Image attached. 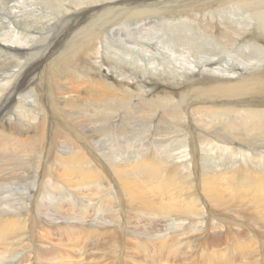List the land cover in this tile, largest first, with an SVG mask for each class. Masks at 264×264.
<instances>
[{
    "label": "rangeland",
    "instance_id": "obj_1",
    "mask_svg": "<svg viewBox=\"0 0 264 264\" xmlns=\"http://www.w3.org/2000/svg\"><path fill=\"white\" fill-rule=\"evenodd\" d=\"M52 1H53V3H55L57 5V7H60V5H61V7L63 6L66 8V9L64 8L65 10L62 9L60 14L66 13L67 9H74V8L78 7L71 0H62L63 2H61L60 0H52ZM256 1H257V3H256ZM251 2L254 5L248 4ZM242 3H244V5ZM241 4H242V7H240L239 10L242 14H239L238 17H240L241 15L249 16V15H247L248 14L247 12H249L250 10H255L261 16L264 17V12H263L264 0H245V1H241ZM31 6H32V9L38 7L40 9V12H36L34 15H29L28 19H31L33 21H41V22L45 23V26L47 29L46 31H48V30L50 31L54 27V24L57 21H59L58 20L59 16H60L59 11H56V10H58V8H55L54 6L48 7L47 5H44L42 3L40 4V2L38 0H34L33 4ZM46 8H47V10H46ZM249 8H251V9H249ZM36 15H38V18L36 17ZM243 16L240 19H242ZM48 17L52 18V19L48 20ZM238 17H236V19H239ZM150 21L161 22V20H159L158 18L154 19V17L149 18L148 20H142L140 22V26H145L147 29H152L153 31H151L149 33L147 30H145L147 35H144V36H138V32H137V34H135L136 38L134 41L130 37V35H132V33H134V31L131 29V27H123V29H119L120 33L122 34V39L125 41V42L123 41L122 43H119V44H122V50H121L123 52L121 54L122 57H121V55H119V57L115 56L114 55V49L111 46L108 47L106 45L107 47H105V45L101 44L99 49L97 50V53L92 52L93 53L92 56H94L96 58V59H94V61H92V62L81 61V63H80L79 61L75 62L73 60V56L70 57L68 54L65 55L63 53L65 51H67V49H68V47L66 46L67 45L66 42H68V41H65L60 36L57 37L56 39H52L51 40L52 42L51 41H46V42H41V43L37 42L36 45L34 43L33 47L30 49L31 51L29 50L28 52L30 53L29 57L31 58L32 62H34V64H36V66L38 68L36 70H34L35 74L34 73L32 75L31 74H22L21 84H20L19 88H17V89H20V91L17 94H18V97H20L21 99L19 100V99H17L18 98L17 97L16 100H14L15 102L14 101L11 102V95L17 89L13 90L12 87L11 88H9V87L8 88L7 87L2 88L1 84L4 83L6 80L10 81L11 85L13 83H16L17 81H19L20 74H14V71L16 69V67H15L16 62H18V61L21 62L22 60H18L14 57L6 56V55H9V53H7L6 50H3L0 48V52L3 51L2 53H0V75H1L0 79L2 78V76L8 77V78H5V80L0 84V86H1L0 87V98H1L0 99V115L8 114V117H5V118L9 119L10 122L16 123L15 125H18V127L22 133H24V132L26 133V132H29L30 130H33L34 126H36V123H40L39 122L40 119L37 117V114L35 115V113H34L35 112L34 108L31 107L32 103L30 102V100L27 99L28 97L32 99L33 96L34 97L36 96L40 99V96L45 94L44 90L45 91L49 90V93L51 94V96L54 99L59 98L60 96H68L71 94H75V95H73V99L69 100V102L67 104L66 103H59V104L56 103L57 104V108H55L57 110L56 117L52 118L51 120H48L49 116H48V114L46 115V119L48 121L43 125V130H42L43 131V134H42L43 137L41 136L40 138L36 139L35 136H32V132L27 133L28 135H22L21 134V136L17 138V140L20 142V145H18L17 147L21 148L18 151H15L14 149L9 148L12 146L9 143V139L7 137H5L4 135H1V134L6 135L7 133H4V132L2 133V130H0V138L2 139V145L0 144V146H1L0 147V218H1L0 220H5V219L10 218V217L11 218L16 217L14 219L18 220V222H20L21 225L24 226V230L19 233L18 238L16 237L17 240H16V238H15V240L12 239L13 241H16V242H13L10 240L8 241L9 243L11 242L9 246L13 250L9 249V246H8L9 250L7 249L9 253L8 252L5 253L4 250L3 251L0 250V264H4V263L5 264H26V263L27 264H42V263L48 264L50 262H51L50 264H52V263L53 264H61V263L62 264H68V263L69 264H116V263L117 264H146L147 262H148L147 264H151V262H153L155 264H186V263L187 264H190V263L191 264H209V263H207V257L209 256V254L206 255V253H211L213 251H216V249L218 252L219 249H222V251H223V249L225 250L228 248L226 250V251H228L231 248H236L237 247L236 244H239V243L243 244L244 239H246L244 242H248L250 251L248 252L247 255L242 257L241 263H240V260L238 259L239 262H237V264L238 263L243 264L244 262H247L249 264H264V237H263L264 236V232H263L264 231V217H263L264 214H262V213H264V210L259 209V208H258V210L257 209L255 210V207L251 206L250 203H248V201H245L244 203H241V204L240 203H236L233 205L231 204V206H230V203H228V204L216 203L212 199L208 200L207 199L208 197L206 196V194L203 192V189L201 188V186H202L201 183H202L203 179H206V178L212 179L216 175L217 176L220 174L221 175H224V174L241 175L246 171L248 173H255V172L264 171V125H263L264 124V117L261 116L260 114L253 116V118H252V115L250 116L251 118L249 117V115L246 117L245 116L243 117V115H241V111H240V109L243 106H241V105L239 106V104H238V102L240 103V101L243 102L244 100L247 101L250 98H253L258 103L259 102L261 104L264 103V79H263L264 74H262L264 72V61H263L264 60V52L262 51V50H264L263 49L264 43L262 41H260L259 39H254V37H250L248 40L243 39L242 35H239V34L244 33L245 32L244 29H240L241 31L239 29L235 30V32L232 35L229 34L228 31L225 32L224 36L218 40V44H217L218 46L215 44L213 46L210 42H207V43H205V45H203V47L205 49L203 47L202 48L197 47L195 49L194 48L191 49L190 47L185 46L187 43L185 38H184L185 42L183 40H180L179 37L175 38L176 40L173 41L175 43V45H174L175 47H181L184 45L185 48L181 47L183 50L189 51V53L194 54V55L192 54L194 57V65H193L194 67L203 68V66L206 65L207 68L208 67L214 68L218 65V66H220V67L217 66V68L219 69V72L223 73V74L222 75L216 74V75H219L222 77H226V76H229L232 74L242 75L241 77L245 78L246 82L250 86H247L245 89L240 91L241 93L237 92V93H235L231 96H227V97H224V96L223 97L222 96L217 97L216 94H214V93L208 94L210 92H206L207 94L205 92L202 93V92H199L198 88H194L195 89L194 91L193 90H191V91L187 90L188 94L186 93V95L182 98L180 97L179 94L174 95V97H173L174 100L170 101L169 98H167V99L164 98L165 96H163L162 94H158V96H157L158 98H157L156 96H152L148 92H146L149 90L148 86L151 85L150 82H152L154 79V76L157 75V74H154L153 66L150 63L152 60L157 61L159 63L161 62V59H158V58H161L160 50H162V48H160L158 40L162 38V36H161L162 32H165L164 29H166V27L164 28V26H162L163 28L161 26H158V28H156V29L149 28L148 23H150ZM49 23H50V25H49ZM262 23L264 24V21ZM143 24H146V25H143ZM0 25L2 27V28H0V30L5 31V29H6L5 25L2 24V22H0ZM20 25H22V23H20ZM35 26H39V28L30 29V28H26V26L22 25V28L20 26V29L24 35L27 34L28 32L31 33V30L33 31V33H36V32L39 33V35L41 34L40 32H44L42 30H38L41 28V25H35ZM134 26H135V24H134ZM132 28H135V27H132ZM251 29L252 28H250L249 30H251ZM232 31H234V30H232ZM250 33L254 34V30L252 29ZM258 35L260 37L264 36V31L263 30L259 31ZM31 36H32V33H31ZM233 39H234V41H233ZM251 41H253V42H251ZM133 43H135V44H133ZM137 43H139V45ZM38 44H40V45L38 46ZM49 44L52 46H49ZM156 44L159 46L158 49H157ZM129 47H131V48H129ZM206 47H208L210 49H208ZM217 47L218 48L221 47L220 48L221 50L218 49ZM230 47H232V48H230ZM237 47H238V49H237ZM128 48H129V50H128ZM187 48H189L191 51L188 50ZM94 49L96 50L97 47H94ZM193 49H194V51H193ZM215 49H217V51ZM99 50H101L103 53L98 54ZM130 50L135 54H140L141 57L138 58V57L132 55V58H130L126 52V51H130ZM209 50L211 53H209ZM214 51H216V53ZM222 51H225V53L224 52L222 53ZM234 53H236V54H234ZM36 54L39 56H37ZM54 54H57V56H55L57 58V60L50 61V58H54V56H53ZM142 54H144V56ZM254 54H255V56H254ZM105 55L107 57H105ZM9 56H11V55H9ZM128 57H129V60H128ZM61 58H63V59H61ZM113 58H116V59H113ZM141 58H143V59H141ZM147 59L149 60V62ZM224 59H226V60H224ZM242 59H244V60H242ZM254 59H256V60H254ZM96 60H99V61H96ZM111 60H112V62H111ZM139 60H140V63H139ZM199 60H201L202 62L201 61L199 62ZM135 61H136V63H135ZM224 61H225V64H224ZM255 61H257V64ZM62 62H63V67L61 65ZM107 62L110 63L111 66H115V67L126 66L125 68H122V73H124L128 79H132L133 83H131V85H127V84L120 85L113 80L112 81L107 80L108 82L106 81V83H104V82L100 81L97 77H95L96 76L95 74H86V72L88 70H89L88 72H90L91 70L92 71L95 70V67L98 69H100L102 67H108ZM137 62H138V64H137ZM250 62H252V63H250ZM48 63H51V64L48 65ZM79 63L82 65H79ZM92 63H94V64H92ZM258 63H260V64H258ZM105 64H107V65H105ZM162 64H164V62H162ZM222 65L223 66L226 65L225 68ZM250 65H252V67ZM241 66H244L246 68L241 67ZM72 67H73V69H72ZM75 67L76 68L78 67L77 71H76ZM84 67H86V68H84ZM190 67H191V65H190ZM248 67L251 69H249ZM82 68H84L82 70L83 73L81 72ZM256 68H258V71ZM126 69H128V71ZM244 70H246V71H244ZM253 71H255V72H253ZM179 72H183V71L180 70ZM184 72H186V71H184ZM188 72H186L187 74L182 75L183 78L186 77L185 79H187V80L192 79L194 77H198L200 74L199 70H197V69L194 70L193 67H192V71L188 70ZM194 72H196V73H194ZM246 72H248V74ZM251 72H253V73L251 74ZM148 73H149V75H148ZM56 74H57V76H59L58 78H57ZM92 75H93V77H92ZM200 77L201 78H204V77L205 78L206 77L212 78V75L201 74ZM94 78L96 79V81ZM57 79H58V81H57ZM51 81H52V83H51ZM146 84H147V86H146ZM104 85H105V87H104ZM125 85H127V86H125ZM17 86H18V83H17ZM62 87L65 89H63ZM1 89L4 91L2 92ZM60 89H61V91H60ZM134 89H136V90H134ZM139 89L142 92L138 91ZM145 89H148V90H145ZM118 90H120V91H118ZM122 90L126 91V92L123 93ZM143 90H144V92H143ZM121 91H122V93H121ZM109 92H113V93H109ZM128 92H129V94H128ZM106 93H107V95H105ZM126 94H128V95H126ZM200 94H201V96L198 98L197 96H199ZM251 94H253L254 96L253 95L251 96ZM111 95H113L115 97L112 96V98H111ZM149 95H150V97H149ZM160 95L162 96V98ZM193 96H195V97H193ZM8 97H9V100H8ZM177 97L178 98L180 97V98L178 99ZM202 97L206 100L207 99H210V100L213 99L214 100L216 98H218V99L219 98H226L228 100L230 98L229 101L231 103H233L230 106V108L231 109L233 108L234 110L224 114L221 110L222 107L211 105L208 102H205V103L202 102V103H198V104L194 103L198 100H204ZM68 99H71V97H69ZM68 99H66V100H68ZM126 100H127V102H126ZM158 100H160V101H158ZM166 100H168V102ZM164 101H166L167 104ZM135 103L138 105H136ZM159 103H160V105H159ZM171 103H173V104H171ZM234 104H236V106H234ZM38 105L41 108V110L43 111L42 115L44 116V111L47 110V107L45 106L44 103H40V102H38ZM164 105L167 107H163ZM22 106L24 108H22ZM173 106H175V107H173ZM2 108H3V110H2ZM180 108H181V110H180ZM219 108H220V110H219ZM236 108H238V109H236ZM258 108L261 109L262 106H258ZM25 109L29 110V111H26ZM259 109H256V110H259ZM22 110L25 113V116H24L25 119H22L20 117V112ZM106 110L108 113L106 112ZM1 111H2V113H1ZM232 112H234V114H232ZM207 113H210L211 115L207 114ZM28 114H30V115H28ZM128 114L131 116H129ZM144 114H145V116H144ZM178 114H180V115H178ZM263 114H264V112H263ZM107 115H109L108 118H107ZM39 116H41V114H39ZM128 116H129V118H128ZM218 116H219V118L221 117L220 119H222V121L223 120L226 121L228 125L223 121L225 124L224 125L219 118L217 120ZM258 116L260 117V120L257 119ZM35 117H36V119H35ZM111 117H113V119H111ZM223 117H224V119H223ZM209 118L211 120H209ZM245 118H247L248 120ZM27 119H29V120H27ZM174 119H176V120H174ZM234 119H236L237 121ZM106 120H107V122H106ZM108 120L110 122H108ZM140 120H141V122H140ZM177 120H179V121H177ZM243 120H244V122H243ZM127 121H128V123H127ZM142 121H143V123H142ZM208 121L209 122L211 121L210 122L211 124ZM215 121H216V123H215ZM247 121H249V122H247ZM32 122H33V124H32ZM203 122H205V123H203ZM212 122H213V124H212ZM217 122H219V123H217ZM257 122L260 124H258ZM220 123H221V125H220ZM254 123H256V124H254ZM216 124L217 125L219 124L218 125L219 127ZM2 125H6L7 127L11 126V124L10 125L8 124L7 120L0 119V126H2ZM68 125H69V127H68ZM252 125H254V126H252ZM256 125H258V126H256ZM21 126H22V128H21ZM244 126L246 128H243ZM65 127H67L68 129ZM98 129H100V130H98ZM119 129H120V131H119ZM122 129H124V130H122ZM211 129H213V130H211ZM244 129H246V131ZM107 130H109L110 132H106ZM232 131H234V133ZM71 133L76 135V136L78 135V139L75 138L76 136L72 135ZM113 133H115L116 135L114 134L115 136L114 135L112 136L111 134H113ZM224 135L227 136L226 139H230V140L233 139L232 137L237 138V143L241 146H239V145L235 146L234 151L229 152V153H228V150L226 152V150L218 148L216 145H219L220 147H222L224 143L227 144L226 146H232L231 143L227 142L228 140L225 139ZM228 136H230V137H228ZM243 136H244V138H243ZM29 137H30V139L31 138L32 139L30 140ZM64 138L68 139V140H65ZM52 139H54V140H52ZM79 139H81V140H79ZM238 139L240 142H238ZM42 140H43V142H42ZM64 140L69 146L64 142ZM26 141H27V143H26ZM79 141H80V143H79ZM247 141H249V142H247ZM48 142H51V143H48ZM21 143H22V145H21ZM4 144H5V147H3ZM26 144H27V146H25ZM31 144H33L34 147L37 144L39 149L37 148V145H36V148H34L32 145V148H33L32 149L30 146ZM60 144L62 145V147H60L61 146ZM71 144H73V145H71ZM83 144L86 145L88 147V149L87 148L85 149V147H83ZM40 145L43 146L42 149L40 148L41 147ZM261 145H263V146H261ZM75 147H77V149L81 148L80 150L85 153L87 158H89L88 159L89 162L85 163V165L89 166L92 163L89 168L92 169L95 166H99L102 169V171H104V173H102V174L105 176L106 180L103 183L98 184V185H96L95 183H91V184H83V185H75L74 186V185L63 183V182L55 181V176H54L55 174L53 172L54 168L60 169L62 161L64 159L71 157L73 155H76L77 149ZM55 148H57V150ZM58 148H59V151H58ZM237 148L240 150L239 153L237 152ZM28 152H30V153H28ZM39 152H40V154H39ZM67 152H68V155L65 154ZM110 152H112V153L110 154ZM114 152H120V153L124 152V154H122L123 157H121V158H125V159H123V162H126V161L131 162L133 159V157H132L133 155L136 157H142V156H150V157L152 156L153 157L154 156L153 158H155L157 160L158 159L161 160L164 164L161 166L162 167L161 172H163L162 175L166 174L167 172L168 173L173 172V173H175V175H177V177L179 178V179L178 178L177 179L180 180V183L182 185H184V183H185L188 187L193 189V192L195 190L194 195L199 200V205H200V208L198 207L199 209L197 210V212L199 214L197 212H193L194 214L192 212H189L190 215L188 213H186V214L184 213L185 215H182L183 216L182 217L181 215H177L174 212L173 213H165L162 211H158L159 208H157V206H156V208H152L153 205L151 207L147 206V208L144 207L145 211L143 212L144 208L143 207L139 208V204H138L139 202L136 201L135 199H132L126 190H122L125 188L121 183L122 181H121L120 175L114 171L113 167L111 168V166H112L111 163H113L117 159H118L117 162L122 161V159L120 160V155H117V156H119V158H117V157L115 158ZM127 152L132 154V155L131 156H130V154H128V156H127V154L125 155V153H127ZM234 153H236L238 156ZM207 154H209V155H207ZM228 154H230V157ZM16 156H18L19 158ZM23 156H26V157H23ZM55 156H57V157H55ZM110 156H112L113 159ZM231 157H232V159L230 160ZM126 158H128V159L132 158V159L130 161V159L128 160ZM57 159L60 161H58ZM53 160L57 161V162H54ZM231 162H233V164ZM234 162H236V163H234ZM2 165H3V167H2ZM223 166H224V168H223ZM225 166H229V167H225ZM215 168H217L219 171ZM234 168H236V169H234ZM128 171L131 172L133 174V176L138 175V174H136L137 171H135V170L133 171L132 169H129ZM209 171H211V172H209ZM217 171H218V173H217ZM212 172L215 175H212L213 174ZM204 176H205V178H203ZM192 180H194V181H192ZM48 186L53 187L54 190H62L61 192L50 193V195L56 194L55 195L56 196V200H55L56 202L61 200L60 202L57 203V208H56V210L58 211L57 213L54 212V210L52 209V207H50V205H46V203L48 202L47 199H49V198H47L46 195H43V197H41L42 196L41 193H43V191L46 190V188ZM87 193H89V194H87ZM184 195L186 196L184 191H182L180 193V196L185 198ZM202 195H204L205 198ZM156 197H157V199H156ZM159 198L160 197L155 196V200H158ZM81 202H83V203H81ZM85 204H87V205H85ZM217 204H219V206H217ZM246 204L247 205L249 204V205L247 206ZM59 205H60V207H59ZM226 205L228 207L229 206L230 207L234 206V207L228 208ZM237 205H239L240 208L237 207ZM85 206H87V207H85ZM212 206H214V207H212ZM96 207H98V208H96ZM136 207L139 209L136 210L137 209ZM247 207L248 208L250 207V209L248 210ZM251 207L252 208L254 207V211L255 212L257 211L258 213L256 212L254 214V211L251 210L252 209ZM43 208H45L46 211ZM61 208H63L62 211H61ZM234 208H236V209H234ZM65 209L66 210L68 209V212ZM150 209L151 210L154 209V210L151 211ZM200 209L203 211L201 212ZM48 210H50V211H48ZM134 210H136V212L138 211L137 213L139 215L135 214ZM156 210L158 211L157 214H155ZM219 210H222V211H219ZM234 210H236V211H234ZM247 210L249 212V214L247 213L248 215L245 214L247 212ZM250 210H251V212L253 211L252 215L250 214L251 213ZM77 211H78V214L75 213ZM83 212H85V213H83ZM150 212H151V214L153 213V215H151ZM224 212H226V214L228 213L229 215L228 214L226 215ZM162 213H165L164 216L166 214H168V216H166L168 218V221H167V218H165ZM142 214H143V216H142ZM161 214H162V217H161ZM173 214H174V216H176L175 219H174V216H172ZM214 214H215V216H214ZM233 214H236V215H233ZM59 215L61 216V219L64 220V222L68 221L67 223L84 226L85 229H83V228H79V229L77 228L76 229L75 228L73 230H69L67 227L66 228L63 227L62 229L56 228L57 226L54 224L55 221H53L52 218L58 217V219H59ZM86 215L90 216V218L87 217ZM150 215L153 217H151ZM169 215L171 216V218H169L170 217ZM186 215H187V217H186ZM255 215L256 216L258 215L257 217H259V218H257ZM68 216H70V217L72 216L75 219H70V217H68ZM78 216H79V218H78ZM130 216H132V217H130ZM155 216L157 218H155ZM177 216L179 217V219ZM218 216L222 217L224 220L218 218ZM226 216L231 217V218L227 217V219L229 220V221H227V223L225 221V220H227ZM246 216H248V217H246ZM83 217L85 220L83 219ZM159 217H161V218H159ZM185 217H186V219H184ZM95 218H97V219L94 220ZM162 218H164L165 220L164 219L162 220ZM180 218L182 220H180ZM187 218H189V219H187ZM234 218H236V219H234ZM194 219L198 223H200L201 225L198 223L195 224L196 221ZM218 219H220V220H218ZM249 219H250V221H249ZM257 219H259V220H257ZM75 220H76V222H75ZM82 220H83V222H82ZM205 220H206V222H205ZM213 220H215V221H213ZM251 220H253L255 222H253ZM223 221H224V223H222ZM244 221H247V222L249 221L248 222L249 224L247 222L245 224ZM35 222H37V223H35ZM212 222H215V223H212ZM242 223L244 224L243 226H242ZM50 224L53 226H51ZM96 224H98V225L96 226ZM220 224H221V226H223L225 228L221 227ZM87 225L92 226V228H90V229L94 230L96 232H93L91 230L87 231V228H86ZM124 225H126V226H124ZM128 225H130V226H128ZM143 225H144V228H143ZM151 225H153V226H151ZM179 225H180V228H179ZM195 225H197V226H195ZM202 225H204V226H202ZM214 225H216V226H214ZM218 225L221 227V230L219 229V227H217ZM246 225H249V226L246 227ZM132 226L134 228H132ZM50 227H52V228H50ZM155 227H156V229H155ZM190 227H192V228L189 229ZM135 228H137V229L135 230ZM212 228H214V229H212ZM222 228L224 230H222ZM246 228H248V230ZM256 228H259V229H256ZM133 229H134V232L137 233V235L141 234L144 231L146 232L147 230H149L146 233L144 232L145 234H147V235H145V237H147V238L142 236V234L139 235L138 237H136L137 236V235H135L136 233L132 232ZM140 229H142V232ZM249 229H250V231H249ZM137 230H138L139 234H138ZM229 230H230V232H228ZM245 230H247V231H245ZM43 231H45V232H43ZM53 231L55 233H53ZM56 231L59 233L57 234ZM220 231L223 233H221ZM129 232H132L134 234L135 238H138V239L137 240L134 239V237H132L133 234L132 233L129 234ZM195 232L197 234H195ZM219 232L221 234H223L224 236L220 235ZM225 232L228 233L227 236H226ZM231 232H233L232 236H231ZM33 233H35V234H33ZM47 233H50V234L48 235ZM201 233H203V234L200 235ZM237 233L240 234L239 238H235V235ZM242 233H243V235H245L244 237H243ZM252 233H253V235H252L253 237L252 236L249 237L248 234L251 235ZM127 234H129V235H127ZM171 234H172V236H171ZM21 235H23V236H21ZM47 235H48V237H47ZM130 235H131V237H130ZM198 235H200L201 237L199 238ZM24 236H25V238H24ZM51 236H53L52 239H50ZM126 236L128 238L130 237L133 239L129 238L130 240H128ZM141 236L143 237V239ZM203 236H204V238H206V240L204 238H202ZM247 236L249 237L250 240L248 239ZM140 237L142 240H140ZM230 237H232L236 241L232 242L233 239L231 238L232 239V241H231ZM152 238H153V240H151ZM190 238H193V239H190ZM198 238H199V241H198ZM226 238H228V240ZM241 238L243 239V241ZM251 238H253V239H251ZM54 239H56V240H54ZM72 239H74V240H72ZM40 240H42L43 249L48 250L51 246V249L53 248L54 253H56L57 255L56 254L50 255L49 253L44 252L42 248H38L40 250H37L36 244H39V243L41 244ZM82 240H83V242H82ZM133 240H134L135 244H131L133 242ZM147 240H149L150 243ZM203 240H205V242H206L205 247L203 246L204 245ZM258 240H259V243L257 242ZM77 241H78V243H77ZM140 241L148 242V244L143 243V246H142V242H140ZM230 241H231V243H230ZM51 242L53 244L54 243L55 244L53 245ZM64 242H65V244L68 243L69 245L67 244V246H66L64 244V246H62ZM202 242H203V245L201 244ZM79 243H80V246H79ZM120 243H121V245H120ZM139 244H140V246H139ZM151 244H154V246L157 245V247H154ZM17 245L20 247H18ZM127 245L130 247V249ZM134 245H138L139 247L134 246ZM145 245H147V246H145ZM161 245H163V246H161ZM230 245L231 246L236 245V247H231ZM68 246H70L71 248H69ZM72 246L76 249L74 250V248ZM132 246L134 247V249ZM16 247L18 249H20V250L17 249L18 250L17 252L15 251ZM131 247H132V249H131ZM58 248H60V250ZM158 248H159V250H158ZM201 248L206 249L209 252H204L206 250L202 251ZM153 249H154V251H151ZM155 249H157V250H155ZM160 249H162V250H160ZM210 249H212V250H210ZM63 250H64V252H63ZM125 250H126V252H124ZM129 250H132V251H129ZM148 250H149V252H148ZM12 251L15 252V254H11V253H13ZM76 251H79L80 253L76 252ZM160 251H161V253H160ZM25 252L27 254H25ZM30 252L32 253V255L31 254L29 255ZM35 252H37V254H39L38 257H40V258H38V257L35 258V256H36ZM40 252L42 254H40ZM81 252L83 255H81ZM2 253H5V254H2ZM17 253H19V254H17ZM60 253L63 255V257H61L62 255ZM74 253L77 254V257H76V254H74ZM144 253H145V255H144ZM190 253H191V255H190ZM204 253H205L204 257L207 256L205 258L202 257ZM59 254H60V256H58ZM71 254H72V256H71ZM28 255H29V257H28ZM64 255L67 257H65ZM135 256L136 257L140 256V257H138L139 258L138 259ZM144 256H145V258H144ZM189 256H191V257H189ZM53 257H54V259H56L55 257H57L58 259H56L53 262L54 259H51ZM2 258H4V259H2ZM48 258H50V259H48ZM64 258H65V261H64ZM228 258H229V256H228ZM74 259L75 260L77 259V260L75 261ZM137 259L139 260V262ZM141 259H143L144 261ZM24 260H26V261H24ZM44 260L46 261V263ZM42 261H44V262H42ZM56 261L58 263H56ZM145 261H146V263H144ZM6 262H8V263H6ZM208 262H210V261L208 260Z\"/></svg>",
    "mask_w": 264,
    "mask_h": 264
},
{
    "label": "bare ground",
    "instance_id": "obj_2",
    "mask_svg": "<svg viewBox=\"0 0 264 264\" xmlns=\"http://www.w3.org/2000/svg\"><path fill=\"white\" fill-rule=\"evenodd\" d=\"M33 1L34 0H0V22H2V24L5 25V31H2L0 30V48L3 49V50H6L7 53H9V55H6L8 57H14L18 60H22L21 62L18 61L16 62V69L14 71V74H20V79L19 81H17L16 83H13L12 85L10 84V81H5L4 83H2L5 78H8L6 76H2V78L0 79V84L2 86V88H13V90L19 88L20 84H21V81H22V74H33L34 73V70H36L38 67L36 66V64H34V62H32L31 58L29 57L30 53L28 52L34 45H36L37 42L41 43V42H46V41H51L52 39H56L57 37H62L65 41H68L66 42L67 43V51L63 52L65 55H69L70 57L73 56V60L76 62H80L81 61H89V62H92L94 61V59H96L94 56H92V54L94 52L97 53V50L99 49L100 45L103 44L105 45V47H109L111 46L113 49H114V55L115 56H118L121 55L123 52L121 51L122 50V44H119V43H122L124 40L122 39V34L120 33V30L119 29H123V27H131V29L134 31V33H132V35H130V37L133 39V41L135 40L136 36L135 34H137L138 32V36H144V35H147V33L145 32V30H147L149 33L151 31H153L152 29H147L145 26H140V22L142 20H148L149 18H152L154 17L155 18H158L159 20H161V22H157V21H150V23H148L149 25V28H158V26H164V28L166 27V29H164L165 32H162V38L159 39V45H160V48H162V50H160V55H161V58H158V59H161V62H157V61H151V65L153 66V71H154V74H157L156 76H154V79L151 83L150 86H148L149 90L148 89H145V90H148L146 92H148L150 95L152 96H158V94H162L163 96H165L164 98H169L170 101L174 100L173 97L174 95H177L179 94L180 97H184L187 93V90H195L194 88H198L199 92H202V93H206V92H210L208 94H211V93H214L216 94L217 97H220V96H224V97H227V96H231L237 92H240L242 91L243 89H245L247 86H250L248 85V83L246 82V79L241 77L242 75H237V74H232V75H229V76H226V77H222V76H219V75H216V74H220L222 75L223 73H220L219 72V69L216 67H206V65L203 66V68H196L194 67V57H193V53H189V51H186V50H183L181 47L185 48V46H188L190 47L191 49L192 48H202L203 45H205V43L207 42H210L213 46L214 44L217 45L218 44V40L221 39V37L224 36V33L225 32H229V34H233L235 32V30H240V29H244V33H240L239 35H242L243 39L245 40H248L250 37H254V39H259L260 41H262L264 43V36L260 37L258 34H259V31L263 30L264 31V24L262 23L264 21V17L261 16L257 11L255 10H250L249 12H247L249 16H243L241 15L240 17L239 14H242L240 12V7H242V4L244 5V3L241 4V1H245V0H71L74 2V4H76L78 7L77 8H74V9H67V12L66 13H63V14H60L62 9H64L65 7H57V5L55 3H53L52 0H38L40 2V4H44V5H47L48 7H51V6H54L55 8H58V10L56 11H59V21H57L55 24H54V27L49 31H46V26H45V23L41 22V21H33L31 19H28V16L29 15H34L36 12H40V9L38 7L36 8H33L32 9V4H33ZM61 2H63L62 0H60ZM261 2V1H260ZM17 3V4H16ZM257 3V1H256ZM249 5H254L252 2L251 3H248ZM56 5V6H55ZM257 7V6H256ZM247 8V7H246ZM66 9V8H65ZM64 9V10H65ZM242 9V8H241ZM251 9V8H249ZM47 10V8H46ZM71 10V11H70ZM247 10V9H246ZM54 11V10H53ZM52 11V12H53ZM49 12V11H48ZM263 12H264V4H263ZM243 16L242 19H240L241 17ZM36 17L38 18V15H36ZM236 17H238L239 19H236ZM232 18V19H231ZM52 18H49L48 17V20H50ZM120 19V20H119ZM35 20V19H34ZM262 20V21H261ZM31 23H30V22ZM20 23H22V25L26 26V28H30V29H37L39 28V26H35V25H41V28L38 29V30H42L44 32H40L41 34L39 35V33H33V31L31 30V33H32V36H31V33H27V34H23L21 29H20V26L22 28V25H20ZM152 23V24H151ZM135 24V26H134ZM50 25V23H49ZM143 25H146V24H143ZM132 27H135V28H132ZM160 27V28H161ZM0 28L1 25H0ZM163 28V27H162ZM250 28H252L254 30V34H251V30H249ZM234 30V31H232ZM162 31V30H161ZM241 31V30H240ZM24 32V31H23ZM119 32V33H118ZM130 32V31H129ZM145 32V33H144ZM190 33V34H189ZM60 34V35H59ZM228 34V33H227ZM39 36V37H38ZM129 37V36H128ZM179 37L180 40H183L184 41V38L186 39V45L184 46H181V47H175V43L173 42L174 40H176L175 38ZM227 37V36H226ZM239 37V36H238ZM241 37V36H240ZM138 38V37H137ZM231 38V37H230ZM126 40V39H125ZM137 40V39H136ZM200 40V41H199ZM138 41V40H137ZM234 41V39H233ZM250 41V40H249ZM52 42V41H51ZM54 42V41H53ZM125 42V41H124ZM142 42V41H141ZM185 42V41H184ZM253 42V41H251ZM118 43V44H117ZM154 43V42H153ZM156 43V42H155ZM43 44V43H42ZM56 44V43H55ZM60 44V43H59ZM135 44V43H133ZM139 45V43H137ZM143 44V43H142ZM40 44H38L39 46ZM107 45V46H106ZM125 45V44H124ZM210 45V44H209ZM49 46H52L49 44ZM63 46V45H62ZM127 46V45H126ZM157 46V49L159 48V46L156 44ZM218 46V45H217ZM94 47H97V49L95 50ZM125 47V46H124ZM212 47V46H211ZM216 47V46H215ZM227 47V46H226ZM242 47V46H241ZM102 48V47H101ZM131 48V47H129ZM128 48V50H129ZM204 48V47H203ZM208 48V47H206ZM213 48V47H212ZM218 48V47H217ZM221 48V47H220ZM218 48V49H220ZM232 48V47H230ZM246 48V47H245ZM125 49V48H124ZM164 49V50H163ZM188 50H190L189 48H187ZM193 49V51H194ZM205 49V48H204ZM210 49V48H208ZM214 49V48H213ZM238 49V47H237ZM264 49V48H263ZM47 50V49H46ZM102 50V49H101ZM101 50L98 51V54L99 53H103ZM201 50V49H200ZM212 50V49H211ZM217 51V49H215ZM221 50V49H220ZM247 50V49H246ZM31 51V50H30ZM158 51V50H157ZM191 51V50H190ZM196 51V50H195ZM216 51H214L216 53ZM264 52V50H262ZM3 51H1L0 53H2ZM5 52V51H4ZM33 52V51H32ZM93 52V53H92ZM125 52V51H124ZM127 52V55L132 58V55L133 56H136V57H141L140 54H135L133 53L131 50L130 51H126ZM198 52V51H197ZM225 53V51H222V53ZM44 53V52H43ZM95 53V54H96ZM142 53V52H141ZM209 53L210 50H209ZM213 53V52H212ZM220 53V52H219ZM145 54V53H144ZM144 54H142L144 56ZM193 54V55H192ZM218 54V53H217ZM236 54V53H234ZM244 54V53H243ZM37 55V54H36ZM159 55V56H160ZM198 55V54H197ZM203 55V54H202ZM214 55V54H213ZM222 55V54H221ZM228 55V54H227ZM39 56V55H37ZM54 58H50V61H54V60H57V58L55 56H57V54H54L53 55ZM64 56V55H63ZM223 56V55H222ZM243 56V55H242ZM255 56V54H254ZM104 57V56H103ZM105 57H107L105 55ZM117 57V58H118ZM122 57V55H121ZM129 57H128V60H129ZM220 57V56H219ZM225 57V56H224ZM244 57V56H243ZM153 58V57H152ZM258 58V57H257ZM42 59V58H41ZM63 59V58H61ZM113 59H116V58H113ZM112 59V60H113ZM143 59V58H141ZM200 59V58H199ZM59 60V59H58ZM111 60V62H112ZM132 60V59H131ZM135 60V59H134ZM148 60V59H147ZM208 60V59H207ZM220 60V59H219ZM226 60V59H224ZM230 60V59H229ZM238 60V59H237ZM244 60V59H242ZM250 60V59H249ZM256 60V59H254ZM96 61H99V60H96ZM108 61V60H107ZM146 61V60H145ZM201 60H199L200 62ZM251 61V60H250ZM264 61V60H263ZM7 62V61H6ZM11 62V61H10ZM106 62V61H105ZM125 62V61H124ZM134 62V61H133ZM143 62V61H142ZM141 62V63H142ZM149 62V60H148ZM162 62H164V64H162ZM202 62V61H201ZM249 62V61H248ZM256 64H257V61H255ZM79 65H82L80 64ZM108 63V62H107ZM136 63V61H135ZM139 63H140V60H139ZM223 63V62H222ZM241 63V62H240ZM252 63V62H250ZM263 63V62H262ZM51 64V63H48V65ZM59 64V63H58ZM61 64V63H60ZM94 64V63H92ZM91 64V65H92ZM100 64V63H99ZM133 64V63H132ZM138 64V62H137ZM145 64V63H144ZM149 64V63H148ZM205 64V63H204ZM224 64H225V61H224ZM260 64V63H258ZM62 67H63V62H62ZM70 65V64H69ZM72 65V64H71ZM96 65V64H95ZM107 65V64H105ZM110 63H108V67H102L100 69L96 68L95 67V70H91L90 72H86V74H95L100 81L106 83L107 80L109 81H115L117 82L118 84L120 85H124V84H127V85H131V83H133V80L132 79H128L124 73H122V68H125L126 66H119V67H115V66H109ZM140 65V64H139ZM191 65V67H190ZM247 65V64H246ZM249 65V64H248ZM94 66V65H93ZM101 66V65H100ZM141 66V65H140ZM223 66V65H222ZM226 66V65H225ZM225 66H223L225 68ZM252 67V65H250ZM52 67V66H51ZM71 67V66H70ZM74 67V66H73ZM72 67V69H73ZM79 67V66H78ZM78 67L76 69H78ZM90 67V66H89ZM146 67V66H145ZM151 67V66H150ZM149 67V68H150ZM192 67L194 70H199L200 74L198 77H194L192 79H185L183 78V74H187L186 72H188V70L192 71ZM220 67V66H218ZM241 67H244V66H241ZM256 67V66H255ZM50 68V67H49ZM48 68V69H49ZM86 68V67H84ZM81 69V72L83 73V69ZM144 68V67H143ZM183 68V69H182ZM246 68V67H244ZM249 68V67H248ZM259 68V67H258ZM258 68L257 71H258ZM263 68V67H262ZM146 69V68H145ZM144 69V70H145ZM221 69V68H220ZM251 69V68H249ZM47 70V69H46ZM124 70V69H123ZM128 71V69H126ZM148 70V69H147ZM180 70H182L183 72H179ZM223 70V69H222ZM262 70V69H261ZM57 71V70H56ZM85 71V70H84ZM186 71V72H184ZM221 71V70H220ZM246 71V70H244ZM249 71V70H248ZM252 71V70H251ZM143 72V71H142ZM141 72V73H142ZM148 72V71H147ZM146 72V73H147ZM255 72V71H253ZM251 72V74L253 73ZM130 73V72H129ZM182 73V74H181ZM189 73V72H188ZM196 73V72H194ZM248 74V72H246ZM35 74V73H34ZM201 74H204V75H212V78H208V77H204V78H201ZM264 74V72L262 73ZM50 75V74H49ZM149 75V73H148ZM151 75V74H150ZM1 76V75H0ZM57 76V74H56ZM128 76V75H127ZM225 76V75H224ZM59 76H57L58 78ZM90 77V76H89ZM93 77V75H92ZM31 78V77H30ZM54 78V77H53ZM248 78V77H247ZM250 78V77H249ZM49 79V78H48ZM95 79V78H94ZM264 79V78H263ZM50 80V79H49ZM64 80V79H63ZM68 80V79H67ZM138 80V79H137ZM151 80V79H150ZM58 81V79H57ZM96 81V79H95ZM250 81V80H249ZM252 81V80H251ZM49 82V81H48ZM108 82V81H107ZM144 82V81H143ZM253 82V81H252ZM17 83H18V86H17ZM52 83V81H51ZM61 83V82H60ZM111 83V82H110ZM48 84V83H47ZM57 84V83H56ZM140 84V83H139ZM145 84V83H144ZM50 85V84H49ZM62 85V84H61ZM102 85V84H101ZM125 85V86H127ZM143 85V84H142ZM141 85V86H142ZM149 85V84H148ZM0 86V87H1ZM55 86V85H54ZM100 86V85H99ZM103 86V85H102ZM147 86V84H146ZM101 87V86H100ZM105 87V85H104ZM110 87V86H109ZM121 87V86H120ZM129 87V86H128ZM140 87V86H139ZM51 88V87H50ZM57 88V87H56ZM63 88V87H62ZM124 88V87H123ZM46 89V88H45ZM65 89V88H63ZM131 89V88H130ZM138 89V88H137ZM250 89V88H249ZM259 89V88H258ZM12 90V91H13ZM124 90V89H123ZM122 90V91H123ZM136 90V89H134ZM142 90V89H141ZM251 90V89H250ZM1 91L3 92L4 90L1 89ZM20 91V89H17L12 95H11V102H13L14 100H16V98L18 97V92ZM61 91V89H60ZM65 91V90H64ZM120 91V90H118ZM121 91V93H122ZM140 91V89L138 90ZM137 91V92H138ZM247 91V90H246ZM252 91V90H251ZM256 91V90H255ZM1 92V93H2ZM106 92V91H105ZM126 92V91H123V93ZM142 92V91H140ZM144 92V90H143ZM248 92V91H247ZM263 92V91H262ZM44 93L42 96H40V99L38 97H34L31 99V98H27L28 100H30V102L32 103L31 107L34 108L35 110V115L37 114V117L40 119V123H36V126H34V129L33 130H30L29 132H24L22 133L18 127V125H15L16 123H13V122H10L9 119L5 118V117H8V114H3V115H0V119L2 120H7L8 121V124L11 126L7 127L6 125H2L0 126V130H2V133H7L6 135L5 134H1V135H4L5 137H7L9 139V143L10 145H12L11 147L9 148H12L14 149L15 151H18L19 147H17L18 145H20V142L17 140L18 137L22 135H28L27 133H30L32 132V136H35L36 139L37 138H40L43 134V125L48 121V120H51L52 118L56 117V114H57V110L55 108H57V104L59 103H68L69 100H72L73 99V95L75 94H71V95H68V96H60L59 98H56L54 99L51 94L49 93V90L48 91H45L44 90ZM103 93V92H102ZM101 93V94H102ZM109 93H113V92H109ZM115 93V92H114ZM139 93V92H138ZM241 93V92H240ZM251 93V92H250ZM256 93V92H255ZM104 94V93H103ZM129 94V92H128ZM126 94V95H128ZM144 94V93H143ZM188 94V93H187ZM207 94V93H206ZM243 94V93H242ZM107 95V93L105 94ZM117 95V94H116ZM124 95V94H123ZM133 95V94H132ZM142 95V94H141ZM149 95V97H150ZM253 94H251L252 96ZM78 96V95H77ZM101 96V95H100ZM110 96V95H109ZM113 95H111V98H112ZM125 96V95H124ZM135 96V95H134ZM148 96V95H147ZM161 96V95H160ZM201 96V94L199 96H197L198 98ZM211 96V95H210ZM254 96V95H253ZM263 96V95H262ZM69 97H71V99H68ZM81 97V96H80ZM107 97V96H106ZM115 97V96H113ZM138 97V96H137ZM140 97V96H139ZM179 97V98H180ZM190 97V96H189ZM195 97V96H193ZM144 98V97H143ZM158 98V97H157ZM162 98V96H161ZM178 98V97H177ZM178 98V99H179ZM203 98V97H202ZM201 98V99H202ZM1 99V98H0ZM17 99H21L20 97H18ZM68 99V100H66ZM204 99V98H203ZM240 99V98H239ZM8 100H9V97H8ZM81 100V99H80ZM83 100V99H82ZM148 100V99H147ZM146 100V101H147ZM157 100V99H156ZM206 99L204 100H198L194 103L198 104V103H205V102H208L209 104L211 105H214V106H219V107H222V112L225 114V113H228V112H231L233 111L234 109L230 108V106L233 104L231 103L229 100L230 98L227 100L226 98H216V99ZM238 100V99H237ZM260 100V99H259ZM75 101V100H74ZM113 101V100H112ZM160 101V100H158ZM168 102V100H166ZM166 101H164L166 103ZM15 102V101H14ZM38 102L40 103H44L45 106L47 107V110L44 111V116L42 115V110L41 108L39 107L38 105ZM127 102V100H126ZM163 102V103H164ZM21 103V102H20ZM57 103V104H56ZM162 103V104H163ZM174 103V102H173ZM171 103V104H173ZM178 103V102H177ZM26 104V103H25ZM136 104V103H135ZM167 104V103H166ZM239 106H243L240 111H241V115H243V117L245 116H248L249 117L252 115V118L253 116H256V115H261L264 117V103H258L256 100H254L253 98H250L248 99L247 101H243L240 103L238 102ZM29 105V104H28ZM41 105V104H40ZM138 105V104H136ZM156 105V104H155ZM158 105V104H157ZM160 105V103H159ZM195 105V104H194ZM24 106V105H23ZM22 106V108H24ZM172 106V105H171ZM182 106V105H181ZM234 106H236V104H234ZM258 106H262V110L258 108ZM20 107V106H19ZM163 107H167V106H163ZM175 107V106H173ZM178 107V106H177ZM183 107V106H182ZM185 107V106H184ZM201 107V106H200ZM205 107V106H204ZM213 107V106H212ZM228 107V108H227ZM30 108V107H29ZM132 108V107H131ZM135 108V107H134ZM133 108V109H134ZM187 108V107H186ZM191 108V107H190ZM189 108V109H190ZM193 108V107H192ZM255 108V109H254ZM136 109V108H135ZM185 109V108H184ZM197 109V108H196ZM195 109V110H196ZM206 109V108H205ZM218 109V108H217ZM238 109V108H236ZM256 109H259V110H256ZM3 110V108H2ZM24 110V109H23ZM23 110L20 112V117L22 119H25L24 116H25V113L23 112ZM26 110V109H25ZM71 110V109H70ZM73 110V109H72ZM181 110V108H180ZM191 110V109H190ZM213 110V109H212ZM220 110V108H219ZM26 111H29V110H26ZM137 111V110H136ZM218 111V110H217ZM69 112V111H68ZM107 112V110H106ZM133 112V111H132ZM145 112V111H144ZM174 112V111H173ZM221 112V113H222ZM239 112V111H238ZM2 113V111H1ZM33 113V112H32ZM108 113V112H107ZM175 113V112H174ZM181 113V112H180ZM39 114H41V116H39ZM48 114L49 118L48 120L46 119V115ZM74 114V113H73ZM105 114V113H104ZM169 114V113H168ZM173 114V113H172ZM171 114V115H172ZM207 114H210V113H207ZM231 114V113H230ZM232 114H234V112H232ZM30 115V114H28ZM34 115V114H33ZM34 115V116H35ZM129 115V114H128ZM134 115V114H133ZM175 115V114H174ZM180 115V114H178ZM211 115V114H210ZM111 116V115H110ZM131 116V115H129ZM128 116V118H129ZM135 116V115H134ZM145 116V114H144ZM221 116V115H220ZM224 116V115H223ZM231 116V115H230ZM27 117V116H26ZM109 117V115H107V118ZM156 117V116H155ZM179 117V116H178ZM193 117V116H192ZM197 117V116H196ZM211 117V116H210ZM225 117V116H224ZM223 117V119H224ZM228 117V116H227ZM226 117V118H227ZM239 117V116H238ZM5 118V119H4ZM103 118V117H102ZM153 118V117H152ZM208 118V117H207ZM219 116L217 117V120H218ZM221 118V117H220ZM219 118V119H220ZM232 118V117H231ZM230 118V119H231ZM237 118V117H236ZM248 118V117H247ZM245 118V119H247ZM251 118V117H250ZM255 118V117H254ZM13 119V118H12ZM36 119V117H35ZM60 119V118H59ZM106 119V118H105ZM111 119H113V117H111ZM133 119V118H132ZM131 119V120H132ZM140 119V118H139ZM216 119V118H215ZM228 119V118H227ZM240 119V118H239ZM256 119V118H255ZM258 120H260V117L258 116L257 117ZM256 119V120H257ZM29 120V119H27ZM85 120V119H84ZM136 120V119H135ZM176 120V119H174ZM206 120V119H205ZM209 120H211L209 118ZM222 121V119H220ZM236 120V119H234ZM248 120V119H247ZM254 120V119H253ZM25 121V120H24ZM36 121V120H35ZM86 121V120H85ZM130 121V120H129ZM179 121V120H177ZM214 121V120H213ZM224 121V120H223ZM222 123L224 124V122L227 124L226 121H224ZM231 121V120H230ZM237 121V120H236ZM250 121V120H249ZM247 121V122H249ZM4 122V121H3ZM38 122V121H37ZM103 122V121H102ZM107 122V120H106ZM108 122H110L108 120ZM132 122V121H131ZM141 122V120H140ZM167 122V121H166ZM209 122V121H208ZM211 122V121H210ZM209 122V123H210ZM244 122V120H243ZM255 122V121H254ZM259 122V121H258ZM257 122V123H258ZM25 123V122H24ZM59 123V122H58ZM121 123V122H120ZM128 123V121H127ZM135 123V122H134ZM143 123V121H142ZM145 123V122H144ZM185 123V122H184ZM205 123V122H203ZM208 123V124H209ZM216 123V121H215ZM219 123V122H217ZM252 123V122H251ZM27 124V123H26ZM33 124V122H32ZM107 124V123H106ZM161 124V123H160ZM170 124V123H169ZM211 124V123H210ZM213 124V122H212ZM237 124V123H236ZM256 124V123H254ZM260 124V123H258ZM35 125V124H34ZM56 125V124H55ZM206 125V124H205ZM217 125V124H216ZM219 125V124H218ZM217 125V126H218ZM221 125V123H220ZM225 125V124H224ZM228 125V124H227ZM230 125V124H229ZM243 125V124H242ZM247 125V124H246ZM249 125V124H248ZM264 125V124H263ZM30 126V125H29ZM107 126V125H106ZM211 126V125H210ZM215 126V125H214ZM237 126V125H236ZM254 126V125H252ZM258 126V125H256ZM31 127V126H30ZM69 127V125H68ZM219 127V126H218ZM217 127V128H218ZM22 128V126H21ZM27 128V127H26ZM25 128V129H26ZM53 128V127H52ZM67 128V127H65ZM105 128V127H104ZM107 128V127H106ZM180 128V127H179ZM208 128V127H207ZM210 128V127H209ZM224 128V127H223ZM241 128V127H240ZM243 128H246L245 126ZM263 128V127H262ZM68 129V128H67ZM118 129V128H117ZM203 129V128H202ZM219 129V128H218ZM226 129V128H225ZM242 129V128H241ZM59 130V129H58ZM57 130V131H58ZM100 130V129H98ZM124 130V129H122ZM213 130V129H211ZM228 130V129H227ZM243 130V129H242ZM246 131V129H244ZM120 131V129H119ZM135 131V130H134ZM53 132V131H52ZM74 132V131H73ZM106 132H110L109 130H107ZM118 132V131H117ZM214 132V131H213ZM234 133V131H232ZM112 133V132H111ZM119 133V132H118ZM124 133V132H123ZM127 133V132H126ZM136 133V132H135ZM232 133V134H233ZM52 134V133H51ZM56 134V133H55ZM72 134V133H71ZM77 134V133H76ZM81 134V133H80ZM115 133L111 134L112 136L114 135ZM238 134V133H237ZM244 134V133H243ZM30 135V134H29ZM45 135V134H44ZM59 135V134H58ZM74 135V134H72ZM82 135V134H81ZM116 135V134H115ZM114 135V136H115ZM231 135V134H230ZM245 135V134H244ZM54 136V135H53ZM76 136V135H74ZM121 136V135H120ZM240 136V135H239ZM242 136V135H241ZM43 137V136H42ZM55 137V136H54ZM225 139H226V135H224ZM230 137V136H228ZM52 138V137H51ZM59 138V137H58ZM63 138V137H62ZM66 138V137H65ZM64 138V139H65ZM78 139V135L75 137ZM81 138V137H80ZM233 139L230 140V139H226L228 140L227 142L228 143H231L232 146H226L227 144L224 143L222 147H220L219 145H216L218 148L220 149H223V150H228V153L229 152H233L234 151V147L239 145L237 143V138H234L232 137ZM244 138V136H243ZM30 139V137H29ZM32 139V138H31ZM30 139V140H31ZM117 139V138H116ZM132 139V138H131ZM224 139V140H225ZM249 139V138H248ZM51 140V139H50ZM54 140V139H52ZM65 140H68V139H65ZM64 140V142H65ZM81 140V139H79ZM243 140V139H242ZM8 141V140H7ZM6 141V142H7ZM23 141V140H22ZM38 141V140H37ZM72 141V140H71ZM83 141V140H82ZM135 141V140H134ZM244 141V140H243ZM31 142V141H30ZM43 142V140H42ZM56 142V141H55ZM238 142L239 139H238ZM249 142V141H247ZM8 143V144H9ZM27 143V141H26ZM41 143V142H40ZM39 143V144H40ZM48 143H51V142H48ZM47 143V144H48ZM66 143V142H65ZM72 143V142H71ZM80 143V141H79ZM127 143V142H126ZM0 144L2 145V139L0 138ZM30 144V143H29ZM28 144V145H29ZM34 144V143H33ZM31 144V148H32V145ZM38 144V143H37ZM36 144V145H37ZM42 144V143H41ZM67 144V143H66ZM22 145V143H21ZM24 145V144H23ZM36 145L34 148H36ZM61 145V144H60ZM68 145V144H67ZM66 145V146H67ZM73 145V144H71ZM70 145V146H71ZM113 145V144H112ZM121 145V144H120ZM123 145V144H122ZM144 145V144H143ZM229 145V144H228ZM247 145V144H246ZM27 146V144L25 145ZM41 146V145H40ZM69 146V145H68ZM67 146V147H68ZM127 146V145H126ZM241 146V145H239ZM263 146V145H261ZM1 147V146H0ZM3 147H5V144L3 145ZM7 147V146H6ZM43 146H41L40 148L42 149ZM48 147V146H47ZM54 147V146H53ZM52 147V148H53ZM57 147V146H56ZM62 147V145L60 146ZM83 147H85V149L88 147L86 145L83 144ZM92 147V146H91ZM251 147V146H250ZM8 148V149H9ZM37 148L39 149L38 145H37ZM77 149V147H75ZM118 148V147H117ZM120 148V147H119ZM128 148V147H127ZM126 148V149H127ZM239 148V147H238ZM237 148V152L239 153L240 150ZM7 149V150H8ZM33 149V148H32ZM54 149V148H53ZM57 150V148H55ZM63 149V148H62ZM81 149V148H80ZM80 149H77V154L76 155H73L71 157H68L66 159H64L62 161V164H61V167L60 169H55L53 170L54 172V176H55V181H58V182H63V183H66V184H70V185H83V184H91V183H95L96 185L98 184H101L103 183L106 179H105V176L102 174L104 173V171H102V169L99 167V166H95L94 168H89L91 166V164L89 166L85 165V163L89 162L87 158V156L85 155L84 152H82ZM132 149V148H131ZM207 149V148H206ZM5 150V149H4ZM79 150V151H78ZM121 150V149H120ZM205 150V149H204ZM222 150V151H223ZM32 151V150H31ZM36 151V150H35ZM58 151H59V148H58ZM86 151V150H85ZM124 151V150H123ZM130 151V150H129ZM24 152V151H23ZM37 152V151H36ZM65 152V151H64ZM63 152V153H64ZM242 152V151H241ZM9 153V152H8ZM30 153V152H28ZM33 153V152H32ZM42 153V152H41ZM112 152H110L111 154ZM115 153V154H114ZM113 154L115 155V158H119V156L117 155H120V160L122 159V161H119L117 162L114 161L111 166V168L113 167L114 168V171L117 172V174L120 175V178H121V183L122 185L124 186L125 189H122V190H126L127 193L129 194V196L132 198V199H135L136 201H138L139 203V208L141 207H146L149 206L151 207L153 205L152 208H159L158 211H162V212H165V213H176L177 215H185L186 213L189 214V212H197V210L200 208V205H199V200L195 197L194 193H195V190L193 192V189L188 187L185 183L184 185H182L180 183V180H178L179 178L177 177V175H175V173H171V172H167L166 174L162 175L163 172H161V169H162V165L163 162L161 160H157L155 158H153L152 156H142V157H136V156H132V158H129L130 161L132 159L131 162H123V159L125 158H121L123 157L122 154H124V152L120 153V152H114ZM40 154V152H39ZM68 155V152L65 153ZM127 154H130V153H125V155ZM154 154V153H153ZM225 154V153H224ZM227 154V153H226ZM233 154V153H232ZM236 154V153H234ZM53 155V154H52ZM132 154H130L131 156ZM209 155V154H207ZM229 157H230V154H228ZM237 155V154H236ZM7 156V155H6ZM238 156V155H237ZM18 157V156H16ZM23 157H26V156H23ZM38 157V156H37ZM53 157V156H52ZM51 157V158H52ZM57 157V156H55ZM66 157V156H65ZM64 157V158H65ZM112 157V156H110ZM206 157V156H205ZM19 158V157H18ZM59 158V157H58ZM238 158V157H237ZM113 159V157H112ZM111 159V160H112ZM128 159V158H126ZM128 159V160H129ZM232 159V157L230 158V160ZM55 160V159H54ZM53 160V161H54ZM58 160V159H57ZM168 160V159H167ZM221 160V159H220ZM60 161V160H58ZM17 162V161H16ZM28 162V161H27ZM54 162H57V161H54ZM170 162V161H169ZM212 162V161H211ZM214 162V161H213ZM50 163V162H49ZM187 163V162H186ZM233 164V162H231ZM230 163V164H231ZM236 163V162H234ZM17 164V163H16ZM209 164V163H208ZM98 165V164H97ZM187 165V164H186ZM103 166V165H102ZM184 166V165H183ZM3 167V165H2ZM49 167V166H48ZM104 167V166H103ZM208 167V166H207ZM225 167H229V166H225ZM233 167V166H232ZM231 167V168H232ZM237 167V166H236ZM58 168V167H57ZM209 168V167H208ZM224 168V166H223ZM129 169H132L133 171H137L136 174H138L137 176H133V174L131 172H129L128 170ZM217 169V168H215ZM236 169V168H234ZM52 170V169H51ZM113 170V169H112ZM213 170V169H212ZM218 170V169H217ZM242 170V169H241ZM164 171V170H163ZM183 171V170H182ZM219 171V170H218ZM217 171V173H218ZM211 172V171H209ZM135 173V172H134ZM208 173V172H207ZM213 173V172H212ZM177 174V173H176ZM210 174V173H209ZM189 175V174H188ZM212 175H215L214 173ZM221 175V174H220ZM216 175L215 177H213L212 179H203L202 180V183H201V188L203 189V192L206 194V196L208 197L207 199L208 200H213L215 201L216 203H219V204H228L230 203V206L231 204H236V203H244L245 201H248V203H250L251 206H254L255 207V210L258 208L259 209H262L264 210V171H261V172H255V173H248L247 171L244 172L243 174L241 175H228V174H224V175ZM24 176V175H23ZM182 177V176H181ZM184 177V176H183ZM178 178V179H177ZM200 178V177H199ZM205 178V176L203 177ZM22 179V178H21ZM54 179V178H53ZM194 181V180H192ZM50 183V182H49ZM190 183V182H189ZM61 184V183H60ZM57 185V184H56ZM55 188V187H54ZM61 188V187H60ZM114 188V187H113ZM62 190H54L53 187L51 186H48L46 188V190L43 191V193H41V197H43V195H46L48 202L46 203V205H50V207H52V209L54 210L55 213H57L58 211L56 210L57 208V203L60 202V201H55L56 200V194L54 195H50V193H57V192H61ZM86 191V190H85ZM184 191V193L186 194L185 198L180 196V193ZM87 192V191H86ZM91 192V191H90ZM62 194V193H61ZM89 194V193H87ZM202 194V193H201ZM79 195V194H78ZM33 196V195H32ZM155 196H158L160 197L158 200H155ZM204 196V195H202ZM30 197V196H29ZM205 198V196H204ZM18 199V198H17ZM157 199V197H156ZM206 199V200H207ZM6 200V199H5ZM15 200V199H14ZM207 200V201H208ZM36 201V200H35ZM77 201V200H76ZM20 202V201H19ZM23 202V201H22ZM43 202V201H42ZM74 202V201H73ZM77 203V202H76ZM83 203V202H81ZM89 203V202H88ZM7 204V203H6ZM98 204V203H97ZM137 204V205H138ZM219 204H217V206H219ZM239 204V205H240ZM77 205V204H76ZM87 205V204H85ZM100 205V204H99ZM212 205V204H211ZM216 205V204H215ZM214 205V206H215ZM239 205H237V207H239ZM247 205V204H246ZM249 205V204H248ZM247 205V206H248ZM10 206V205H9ZM95 206V205H94ZM98 206V205H97ZM136 206V205H135ZM209 206V205H208ZM212 206V207H214ZM227 206V205H226ZM225 206V207H226ZM228 207V208H233V207ZM47 207V206H46ZM60 207V205H59ZM62 207V206H61ZM78 207V206H77ZM87 207V206H85ZM99 207V206H98ZM96 207V208H98ZM134 207V206H133ZM138 207V206H137ZM136 207V208H137ZM199 207V208H198ZM210 207V206H209ZM224 207V206H223ZM236 207V208H237ZM254 207L251 209L254 211ZM22 208V207H21ZM20 208V209H21ZM64 208V207H63ZM61 208V211L62 209ZM70 208V207H69ZM74 208V207H73ZM79 208V207H78ZM94 208V207H93ZM95 208V209H96ZM135 208V207H134ZM139 208H137L136 210H138ZM207 208V207H206ZM234 208V209H236ZM240 208V207H239ZM248 208V207H247ZM246 208V209H247ZM11 209V208H10ZM41 209V208H40ZM45 209V208H43ZM59 209V208H58ZM211 209V208H210ZM223 209V208H222ZM225 209V208H224ZM238 209V208H237ZM250 209V207L248 208V210ZM18 210V209H17ZM36 210V209H35ZM66 210V209H65ZM97 210V209H96ZM133 210V209H132ZM135 211V214H138L137 212ZM151 210V209H150ZM154 209H152L151 211H153ZM155 212V214H157V211ZM201 210V209H200ZM240 210V209H239ZM245 213V214H249V212ZM250 210V212H251ZM43 211V210H42ZM46 211V209H45ZM50 211V210H48ZM47 211V212H48ZM64 211V210H63ZM68 212V209L66 210ZM70 211V210H69ZM98 211V210H97ZM141 211V210H140ZM139 211V212H140ZM145 211V208L143 210V212ZM147 211V210H146ZM203 210H201L202 212ZM214 211V210H213ZM216 211V210H215ZM219 211H222V210H219ZM226 211V210H225ZM229 211V210H228ZM236 211V210H234ZM252 211V212H253ZM72 212V211H71ZM82 212V211H81ZM88 212V211H87ZM149 212V211H148ZM227 212V211H226ZM226 212H224L226 214ZM230 212V211H229ZM233 212V211H232ZM238 212V211H237ZM240 212V211H239ZM250 213L251 215L253 213ZM257 212V211H256ZM254 211V214L256 213ZM52 213V212H51ZM66 213V212H65ZM74 213V212H73ZM76 214H78V211L75 212ZM80 213V212H79ZM85 213V212H83ZM132 213V212H131ZM142 213V212H141ZM146 213V212H145ZM160 213V212H159ZM165 213H162L163 216ZM185 213V214H184ZM198 213V212H197ZM217 213V212H216ZM215 213V214H216ZM234 213V212H233ZM258 213V212H257ZM262 213V212H261ZM53 214V213H52ZM81 214V213H80ZM151 214V212H150ZM162 214H161V217H162ZM187 214V215H188ZM194 214V213H193ZM196 214V213H195ZM199 214V213H198ZM202 214V213H201ZM213 214V213H212ZM214 214V216H215ZM222 214V213H221ZM224 214V215H225ZM228 214V213H227ZM226 214V215H227ZM238 214V213H237ZM247 214V215H248ZM264 214V213H262ZM83 215V214H82ZM100 215V214H99ZM139 215V214H138ZM148 215V214H147ZM153 215V213L151 214ZM150 215V216H151ZM186 215V217H187ZM190 215V214H189ZM229 215V214H228ZM233 215H236V214H233ZM33 216V215H32ZM58 216V215H57ZM87 216V215H86ZM85 216V217H86ZM97 216V215H96ZM143 216V214H142ZM166 216H168V214H166L164 217L167 218ZM170 216V215H169ZM174 216V214L172 215ZM198 216V215H197ZM221 216V215H220ZM218 216V218L220 219H223L222 217ZM231 216V215H230ZM238 216V215H237ZM256 216V215H255ZM254 216V217H255ZM258 216V215H257ZM256 216V217H257ZM56 217V216H55ZM70 217V216H68ZM90 218V216H87ZM92 217V216H91ZM95 217V216H94ZM132 217V216H130ZM141 217V216H140ZM139 217V218H140ZM153 217V216H151ZM159 217V218H161ZM178 217V216H177ZM183 217V216H182ZM181 217V218H182ZM186 217L184 219H186ZM200 217V216H199ZM227 217L229 216H226V219ZM232 217V216H231ZM229 217V218H231ZM248 217V216H246ZM253 217V218H254ZM264 217V216H263ZM7 218V217H6ZM16 218V217H14ZM14 218H7L5 220H0V250H4L5 253L8 252L9 249L13 250L12 248H10V243L8 242L9 240L10 241H13L12 239L15 240V238L19 236V233L21 231L24 230V226L21 225L20 222H18V220L14 219ZM79 218V216H78ZM142 218V217H141ZM148 218V217H147ZM155 218H157L155 216ZM171 218V216L169 217ZM176 218V216H174V219ZM180 218V220H182ZM198 218V217H197ZM203 218V217H202ZM209 218V217H208ZM211 218V217H210ZM251 218V217H250ZM259 218V217H257ZM1 219V218H0ZM18 219V218H17ZM46 219V218H45ZM67 219V218H66ZM70 219H75L74 217H70ZM84 219V217H83ZM92 219V218H91ZM97 218H95L94 220H96ZM100 219V218H99ZM164 218H162L163 220ZM179 219V217H178ZM177 219V220H178ZM189 219V218H187ZM196 219V218H195ZM194 219V220H195ZM213 219V218H212ZM211 219V220H212ZM218 219V220H220ZM236 219V218H234ZM243 219V218H242ZM256 219V218H255ZM261 219V218H260ZM54 222V224L57 226L56 228H63V227H67L69 230H73V229H79V228H83L85 229L84 226H80V225H76V224H71V223H67V222H64L63 219H61V216L59 215V219L58 217L56 218H52ZM85 220V219H84ZM87 220V219H86ZM90 220V219H89ZM130 220V219H129ZM138 220V219H137ZM165 220V219H164ZM210 220V219H209ZM224 220V219H223ZM244 220V219H243ZM248 220V219H247ZM259 220V219H257ZM46 221V220H45ZM71 221V220H70ZM88 221V220H87ZM99 221V220H98ZM135 221V220H134ZM144 221V220H143ZM167 221H168V218H167ZM170 221V220H169ZM173 221V220H172ZM175 221V220H174ZM196 221V220H195ZM215 221V220H213ZM222 221V220H221ZM226 223L227 221H229L228 219L225 220ZM237 221V220H236ZM241 221V220H240ZM250 221V219H249ZM248 221V222H249ZM253 221V220H251ZM50 222V221H49ZM76 222V220H75ZM79 222V221H78ZM83 222V220H82ZM94 222V221H93ZM96 222V221H95ZM180 222V221H179ZM184 222V221H183ZM201 222V221H200ZM206 222V220H205ZM204 222V223H205ZM242 222V221H241ZM245 224L247 221H244ZM247 222V223H248ZM255 222V221H253ZM252 222V223H253ZM258 222V221H257ZM256 222V223H257ZM37 223V222H35ZM89 223V222H88ZM98 223V222H97ZM135 223V222H134ZM162 223V222H161ZM188 223V222H187ZM198 222L196 221L195 224H197ZM212 223H215V222H212ZM221 223V222H220ZM224 223V221L222 222ZM225 223V224H226ZM255 223V224H256ZM259 223V222H258ZM41 224V223H40ZM49 224V223H48ZM52 224V223H51ZM50 224V225H51ZM90 224V223H89ZM184 224V223H183ZM194 224V223H193ZM200 224V223H198ZM203 224V223H202ZM211 224V223H210ZM209 224V225H210ZM249 224V223H248ZM251 224V223H250ZM254 224V225H255ZM82 225V224H81ZM98 224H96L97 226ZM138 225V224H137ZM192 225V224H191ZM201 225V224H200ZM208 225V224H207ZM213 225V224H212ZM227 225V224H226ZM244 224L242 223V226ZM49 226V225H48ZM53 226V225H51ZM126 226V225H124ZM130 226V225H128ZM142 226V225H141ZM153 226V225H151ZM183 226V225H182ZM197 226V225H195ZM204 226V225H202ZM216 226V225H214ZM221 226V224H220ZM219 225L217 227H219V229L221 230V226L220 227ZM225 226V225H224ZM228 226V225H227ZM249 226V225H246V227ZM258 226V225H257ZM256 226V227H257ZM216 227V228H217ZM252 227V226H251ZM52 228V227H50ZM87 231L88 230H91L90 228H92V226H89L87 225ZM130 228V227H129ZM128 228V229H129ZM132 228H134L132 226ZM143 228H144V225H143ZM179 228H180V225H179ZM192 227H190L189 229H191ZM215 228V227H214ZM212 228V229H214ZM225 228V227H223ZM222 228V230H224ZM230 228V227H229ZM245 228V227H244ZM127 229V230H128ZM137 228H135L136 230ZM156 229V227H155ZM188 229V230H189ZM211 229V230H212ZM248 230V228H246ZM256 229H259V228H256ZM47 230V229H46ZM117 230V229H116ZM130 230V229H129ZM141 232H142V229H140ZM183 230V229H182ZM205 230V229H204ZM226 230V229H225ZM231 230V229H230ZM230 230L228 232H230ZM245 230V231H247ZM55 231V230H54ZM53 231V233H55ZM85 231V230H84ZM93 232H96L94 230H91ZM144 231V230H143ZM149 231V230H147ZM146 231V232H147ZM180 231V230H179ZM207 231V230H206ZM205 231V232H206ZM214 231V230H213ZM250 231V229H249ZM34 232V231H33ZM45 232V231H43ZM42 232V233H43ZM64 232V231H63ZM75 232V231H74ZM73 232V233H74ZM124 232V231H123ZM133 233H136L134 232V229L132 230ZM132 232H129V234H131ZM138 232V230H137ZM145 232V231H144ZM144 232H142V236L145 237V234ZM202 232V231H201ZM204 232V233H205ZM221 232V231H220ZM219 234L220 235H223L221 232ZM241 232V231H240ZM243 232V231H242ZM252 232V231H251ZM250 232V233H251ZM261 232V231H260ZM264 232V231H263ZM262 232V233H263ZM56 233L58 234L59 232L56 231ZM125 233V232H124ZM132 233V234H133ZM209 233V232H208ZM207 233V234H208ZM226 233V232H225ZM247 233V232H246ZM249 233V232H248ZM28 234V233H27ZM32 234V233H31ZM35 234V233H33ZM48 235L50 233H47ZM66 234V233H65ZM71 234V233H70ZM91 234V233H90ZM121 234V233H120ZM127 234V235H129ZM139 234V232H138ZM139 234V235H141ZM144 234V235H143ZM173 234V233H172ZM171 234V236H172ZM195 234H197L195 232ZM203 233H201L200 235H202ZM206 234V235H207ZM213 234V233H212ZM216 234V233H215ZM228 233H226V236H227ZM233 232H231V236H232ZM29 235V234H28ZM47 235V237H48ZM52 235V234H51ZM72 235V234H71ZM137 235V233L135 234ZM139 235H137L136 237H138ZM163 235V234H162ZM165 235V234H164ZM177 235V234H176ZM200 235L199 238L201 237ZM219 235V236H220ZM230 235V234H229ZM243 235V233H242ZM249 237H251L253 235V233L250 235L248 234ZM261 235V234H260ZM23 236V235H21ZM32 236V235H31ZM67 236V235H66ZM80 236V235H79ZM84 236V235H83ZM82 236V237H83ZM86 236V235H85ZM120 236V235H119ZM141 236V237H142ZM212 236V235H211ZM224 236V235H223ZM245 235H243L244 237ZM46 237V238H47ZM53 236H51L50 239H52ZM81 237V238H82ZM124 237V236H123ZM127 237V236H126ZM131 237V235H130ZM129 237V238H130ZM134 239H138V238H135L134 234L133 236ZM140 237V240L141 239ZM157 237V236H156ZM166 237V236H165ZM170 237V236H169ZM207 237V236H206ZM229 237V236H228ZM240 237V234H236L235 235V238H239ZM248 237V236H247ZM248 237V239H249ZM253 237V236H252ZM264 237V236H263ZM16 238V240H17ZM25 238V236H24ZM27 238V237H26ZM35 238V237H34ZM74 238V237H73ZM127 237L128 240L130 239H133V238H130L129 239ZM147 238V237H145ZM149 238V237H148ZM155 238V237H154ZM158 238V237H157ZM194 238V237H193ZM193 238H190V239H193ZM199 238H198V241H199ZM204 238V236L202 237ZM232 237H230L231 239ZM30 239V238H29ZM48 239V238H47ZM46 239V240H47ZM49 239V240H50ZM84 239V238H83ZM87 239V238H86ZM206 240V238H204ZM210 239V238H209ZM208 239V240H209ZM219 239V238H218ZM228 240V238H226ZM233 239V238H232ZM231 239V241H232ZM242 239V238H241ZM240 239V240H241ZM253 239V238H251ZM257 239V238H256ZM56 240V239H54ZM74 240V239H72ZM153 240V238L151 239ZM155 240V239H154ZM183 240V239H182ZM195 240V239H194ZM201 240V239H200ZM205 240L204 241V245H203V242L201 243L204 247H205ZM214 240V239H213ZM246 239H244L245 241ZM250 240V239H249ZM248 240V241H249ZM255 240V239H254ZM19 241V240H18ZM41 241V244H36L37 246V250H40L38 248H42V240ZM51 241V240H50ZM69 241V240H68ZM86 241V240H85ZM84 241V242H85ZM149 243L150 241L147 240ZM187 241V240H186ZM185 241V242H186ZM197 241V240H196ZM226 241V240H225ZM230 241V243H231ZM236 240L233 239L232 242H234ZM243 241V239H242ZM243 241V244H236V245H230L231 247H236V248H231L230 250L226 251L227 249H219V251L217 252V249L216 251H213L211 253H206L209 254V256H205L207 257V263L209 264H237L238 259L240 260V263H241V259L242 257H244L245 255L248 254V252L250 251V248H249V244L248 242H244ZM253 241V240H252ZM13 242H16V241H13ZM12 242V243H13ZM36 242V241H35ZM60 242V241H59ZM66 242V241H65ZM65 242L63 243L62 246H64ZM83 242V240H82ZM142 242V241H140ZM148 242H145L143 241L142 242V246H143V243H147ZM156 242V241H155ZM160 242V241H159ZM168 242V241H167ZM201 242V241H200ZM223 242V241H222ZM227 242V241H226ZM259 243V240L257 241ZM52 243V242H51ZM58 243V242H57ZM76 243V242H75ZM78 243V241H77ZM157 243V242H156ZM155 243V244H156ZM229 243V242H228ZM238 243V242H237ZM254 243V242H253ZM14 244V243H13ZM53 244V243H52ZM55 244V243H54ZM53 244V245H54ZM68 244V243H67ZM67 244H65L67 246ZM71 244V243H70ZM131 244H135L134 243V240ZM141 244V243H140ZM139 244V246H140ZM158 244V243H157ZM166 244V243H165ZM164 244V245H165ZM169 244V243H168ZM172 244V243H171ZM200 244V245H201ZM216 244V243H215ZM226 244V243H225ZM224 244V245H225ZM69 245V244H68ZM75 245V244H74ZM77 245V244H76ZM121 245V243H120ZM152 246H154V244H151ZM185 245V244H184ZM220 245V244H219ZM229 245V244H228ZM8 246H9V249H8ZM18 246V245H17ZM22 246V245H21ZM58 246V245H57ZM79 246H80V243H79ZM128 246V245H127ZM134 246H138V245H134ZM138 246V247H139ZM147 246V245H145ZM159 246V245H158ZM163 246V245H161ZM176 246V245H175ZM222 246V245H221ZM12 247V246H11ZM20 247V246H18ZM60 247V246H59ZM69 248H71L70 246H68ZM73 247V246H72ZM129 247V246H128ZM127 247V248H128ZM133 247V246H132ZM131 247V249H132ZM154 247H157L154 246ZM171 247V246H170ZM174 247V246H173ZM172 247V248H173ZM187 247V246H186ZM14 248V247H13ZM27 248V247H26ZM62 248V247H61ZM66 248V247H65ZM74 248V247H73ZM122 248V247H121ZM126 248V247H125ZM137 248V247H136ZM149 248V247H148ZM161 248V247H160ZM192 248V247H191ZM195 248V247H194ZM223 248V247H222ZM7 251H6V250ZM16 247V252L20 249H18ZM48 249V248H47ZM56 249V248H55ZM60 250V248H58ZM57 249V250H58ZM76 248H74L75 250ZM124 249V248H123ZM130 249V247H129ZM134 249V247H133ZM145 249V248H144ZM197 249V248H196ZM213 249V248H212ZM210 249V250H212ZM10 250V251H11ZM85 250V249H84ZM120 250V249H119ZM136 250V249H135ZM157 250V249H155ZM159 250V248H158ZM162 250V249H160ZM202 251L206 250V249H203L201 248ZM215 250V249H214ZM44 252L46 253H49L50 255L51 254H56L54 253L53 251V248L51 249V246L48 250H45L43 249ZM70 251V250H69ZM129 251H132V250H129ZM138 251V250H137ZM143 251V250H142ZM146 251V250H145ZM151 251H154L151 250ZM231 251V252H230ZM13 252V251H12ZM23 252V251H22ZM33 252V251H32ZM42 252V251H41ZM40 252V254H42ZM62 252V251H61ZM64 252V250H63ZM76 252H79V251H76ZM86 252V251H85ZM119 252V251H118ZM126 252V250L124 251ZM149 252V250H148ZM157 252V251H156ZM204 252H209L208 250L204 251ZM5 253H2V254H5ZM9 253V252H8ZM36 253V257H38L39 254ZM72 253V252H71ZM80 253V252H79ZM78 253V254H79ZM97 253V252H96ZM131 253V252H130ZM146 253V252H145ZM144 253V255H145ZM158 253V252H157ZM161 253V251H160ZM11 254H15V252L11 253ZM19 254V253H17ZM25 254H27L25 252ZM32 255V253L30 252L29 255ZM61 254V253H60ZM60 254L58 256H60ZM76 254V253H74ZM94 254V253H93ZM115 254V253H114ZM119 254V253H118ZM126 254V253H125ZM159 254V253H158ZM28 255V257H29ZM49 255V256H50ZM57 255V254H56ZM62 255V254H61ZM81 255L82 252H81ZM86 255V254H85ZM161 255V254H160ZM191 255V253H190ZM205 253L203 254V258L204 257ZM43 256V255H42ZM57 256V257H58ZM65 256V255H64ZM72 256V254H71ZM116 256V255H115ZM121 256V255H120ZM143 256V255H142ZM156 256V255H155ZM229 256V258H228ZM10 257V256H9ZM18 257V256H17ZM32 257V256H31ZM57 257H55L56 259H58ZM63 257V255L61 256ZM67 257V256H65ZM76 257H77V254H76ZM136 257V256H135ZM140 257V256H138ZM136 257V258H138ZM148 257V256H147ZM191 257V256H189ZM33 258V257H32ZM40 258V257H38ZM37 258V259H38ZM60 258V257H59ZM135 258V259H136ZM145 258V256H144ZM188 258V257H187ZM193 258V257H192ZM4 259V258H2ZM50 259V258H48ZM51 259H54L51 258ZM54 259L53 262L56 260ZM115 259V258H114ZM139 259V258H138ZM137 259V260H138ZM147 259V258H146ZM145 259V260H146ZM218 259V260H217ZM46 260V259H45ZM44 260V261H45ZM75 260V259H74ZM77 260V259H76ZM75 260V261H76ZM82 260V259H81ZM86 260V259H85ZM143 260V259H141ZM140 260V261H141ZM152 260V259H151ZM208 260L210 262H208ZM26 261V260H24ZM30 261V260H29ZM28 261V262H29ZM33 261V260H32ZM38 261V260H37ZM42 261V262H44ZM51 261V260H50ZM49 261V262H50ZM61 261V260H60ZM64 261H65V258H64ZM68 261V260H67ZM144 261V260H143ZM155 261V260H154ZM160 261V260H159ZM186 261V260H185ZM188 261V260H187ZM191 261V260H190ZM12 262V261H11ZM63 262V261H62ZM70 262V261H69ZM124 262V261H123ZM139 262V260H138ZM179 262V261H178ZM8 263V262H6ZM15 263V262H14ZM46 263V261H45ZM51 263V262H50ZM48 263V264H50ZM56 263H58L56 261ZM72 263V262H71ZM146 263V261L144 262ZM148 263V262H147ZM146 263V264H147ZM153 262H151L152 264ZM180 263V262H179ZM186 263V262H185ZM189 263V262H188ZM238 263V264H240ZM5 264V263H4ZM27 264V263H26ZM43 264V263H42ZM53 264V263H52ZM62 264V263H61ZM69 264V263H68ZM117 264V263H116ZM155 264V263H153ZM187 264V263H186ZM191 264V263H190ZM243 264H249L247 262H244Z\"/></svg>",
    "mask_w": 264,
    "mask_h": 264
}]
</instances>
